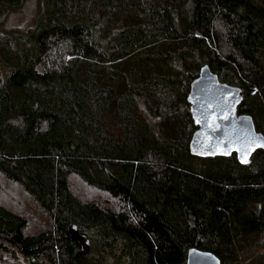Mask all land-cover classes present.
I'll use <instances>...</instances> for the list:
<instances>
[{
	"label": "trees",
	"instance_id": "1",
	"mask_svg": "<svg viewBox=\"0 0 264 264\" xmlns=\"http://www.w3.org/2000/svg\"><path fill=\"white\" fill-rule=\"evenodd\" d=\"M39 3L25 32L0 31V174L51 227L24 236L25 219L0 206V251L4 240L30 264H185L194 247L264 264V150L247 164L191 155L186 101L205 64L240 88L237 113L264 136V0ZM71 175L117 207L78 199Z\"/></svg>",
	"mask_w": 264,
	"mask_h": 264
},
{
	"label": "water",
	"instance_id": "2",
	"mask_svg": "<svg viewBox=\"0 0 264 264\" xmlns=\"http://www.w3.org/2000/svg\"><path fill=\"white\" fill-rule=\"evenodd\" d=\"M241 99L240 88L218 81L205 64L199 68L186 95L189 114L196 126L188 142L191 155L212 157L234 153L240 164H247L254 151L264 150V136L255 130L251 117L237 113ZM68 234L79 243V253L86 254L88 242L74 226L68 228ZM12 238L20 242L16 235ZM185 264L220 263L213 253L192 247L186 251Z\"/></svg>",
	"mask_w": 264,
	"mask_h": 264
},
{
	"label": "rangeland",
	"instance_id": "3",
	"mask_svg": "<svg viewBox=\"0 0 264 264\" xmlns=\"http://www.w3.org/2000/svg\"><path fill=\"white\" fill-rule=\"evenodd\" d=\"M4 8V9H3ZM0 12V31L25 32L34 23L41 6L39 0H20L15 8L2 6ZM62 54V53H59ZM5 73V66L0 61V74ZM71 192L82 201H94L100 206L116 208L118 203L104 191L88 186L77 176L71 175L68 179ZM0 206L25 219L26 225L23 235H36L46 232L51 227L49 216L36 204L32 197L22 188L0 174ZM8 251H0V264H30L20 253L17 246L4 240ZM89 249V246H88ZM264 258V248H256ZM98 264H109L112 258L103 256ZM38 260L44 262L42 256Z\"/></svg>",
	"mask_w": 264,
	"mask_h": 264
}]
</instances>
